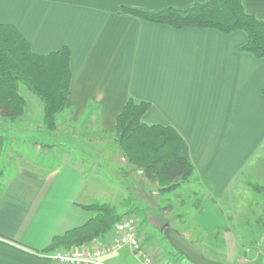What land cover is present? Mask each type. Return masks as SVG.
I'll return each instance as SVG.
<instances>
[{
  "label": "crops",
  "instance_id": "obj_1",
  "mask_svg": "<svg viewBox=\"0 0 264 264\" xmlns=\"http://www.w3.org/2000/svg\"><path fill=\"white\" fill-rule=\"evenodd\" d=\"M242 1L248 14L264 21V0ZM207 2L0 0V25H14L36 54L65 47L72 51L66 110L74 111L77 121L94 110L99 128L112 135L130 98L150 103L145 122L172 126L181 134L195 179L203 181L204 214L195 218L197 227L207 240L219 233L226 241L247 229L258 195L250 184L264 185V59L241 50L247 43L243 32L176 30L122 12L186 10ZM34 110L43 118L40 102ZM4 149L5 136L0 135V167ZM114 155L126 162L120 149ZM97 172L61 162L47 173L24 168L3 181L0 264H60L50 258L54 252L46 250L55 237L94 216L83 207L96 201L116 207L117 186ZM126 172L141 175L130 168ZM114 236L113 230L104 241ZM194 243L202 251V244ZM145 245L158 261L169 264L162 242ZM137 259L144 264L125 248L106 261L133 264Z\"/></svg>",
  "mask_w": 264,
  "mask_h": 264
},
{
  "label": "trees",
  "instance_id": "obj_2",
  "mask_svg": "<svg viewBox=\"0 0 264 264\" xmlns=\"http://www.w3.org/2000/svg\"><path fill=\"white\" fill-rule=\"evenodd\" d=\"M122 12L176 30L211 29L225 35L243 32L247 36V43L241 50L257 59H264V21L248 14L242 0H208L206 4H197L186 10L168 9L160 13L131 8H125ZM71 56L72 51L68 47L49 55L36 54L14 25L1 24L0 117L11 124L21 120L27 106V101L21 95V87H24L41 101L46 130L55 132L57 119L69 102ZM150 108V103L130 98L117 118L115 142L129 168L139 172L148 182L157 183L160 194L165 195L189 182L195 175V167L187 142L174 127L145 122L144 117ZM3 132L0 130V135ZM250 186L256 193H264V186ZM3 190L4 186L0 185V195ZM131 203L128 201L124 204L129 206ZM196 206L201 209L200 204ZM83 209L94 216L85 225L55 237L46 252L58 249L70 251L96 240H105L115 226L129 215L137 216L139 213L143 222H147L145 209L132 208L120 214L114 205L98 201ZM175 254L180 260H186ZM255 264H264V258L259 257Z\"/></svg>",
  "mask_w": 264,
  "mask_h": 264
},
{
  "label": "rangeland",
  "instance_id": "obj_3",
  "mask_svg": "<svg viewBox=\"0 0 264 264\" xmlns=\"http://www.w3.org/2000/svg\"><path fill=\"white\" fill-rule=\"evenodd\" d=\"M21 95L27 101L21 120L12 125L0 121V130L4 131L1 135L5 136L0 167L3 178L0 185L24 168L47 173L61 162L84 166L88 173L98 171L102 178L117 186L118 199L115 205L118 213L124 214L132 208L146 210V223L139 213L137 216L140 218L136 216L143 243L159 245L162 242L169 264L189 262L180 260L163 238L160 230L167 222L187 240L202 244V254L211 260L217 261L215 258H219L231 261L232 264H255L259 257L264 258V193L257 195L247 229L243 233L236 232L232 235L233 239L226 241L219 239L217 233L213 241L207 240L195 222L196 217L204 214V210L196 205H202L205 189L195 176L189 182L183 183L178 190L161 195L157 183H144V177L136 173L130 176L126 172L129 171L127 161L118 162L116 154L114 155L115 150L119 151L115 134L109 135L99 128L96 111L85 113L77 121L74 111L65 110L57 119L56 131L51 133L43 125V118L34 110L41 101L24 87H21ZM101 152L104 153L103 156ZM124 201L132 203L125 206ZM168 207L171 208L167 210ZM232 226L235 225L231 223ZM224 251H227V256L223 255ZM132 262L142 264L138 259Z\"/></svg>",
  "mask_w": 264,
  "mask_h": 264
},
{
  "label": "built area",
  "instance_id": "obj_4",
  "mask_svg": "<svg viewBox=\"0 0 264 264\" xmlns=\"http://www.w3.org/2000/svg\"><path fill=\"white\" fill-rule=\"evenodd\" d=\"M115 236L110 241L96 240L70 251L59 250L50 257L60 264H109L106 259L128 248L144 264H168L160 262L144 245L136 216L124 217L114 228Z\"/></svg>",
  "mask_w": 264,
  "mask_h": 264
},
{
  "label": "water",
  "instance_id": "obj_5",
  "mask_svg": "<svg viewBox=\"0 0 264 264\" xmlns=\"http://www.w3.org/2000/svg\"><path fill=\"white\" fill-rule=\"evenodd\" d=\"M160 231L173 250L190 264H224L205 257L193 241L184 238L180 231L170 224H165Z\"/></svg>",
  "mask_w": 264,
  "mask_h": 264
}]
</instances>
